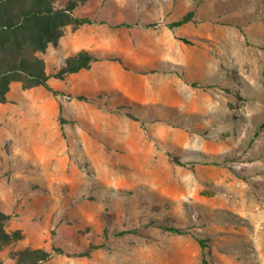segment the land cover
<instances>
[{"label":"rangeland","instance_id":"rangeland-1","mask_svg":"<svg viewBox=\"0 0 264 264\" xmlns=\"http://www.w3.org/2000/svg\"><path fill=\"white\" fill-rule=\"evenodd\" d=\"M78 1L42 58L96 61L0 104V262L264 264V0Z\"/></svg>","mask_w":264,"mask_h":264},{"label":"trees","instance_id":"trees-1","mask_svg":"<svg viewBox=\"0 0 264 264\" xmlns=\"http://www.w3.org/2000/svg\"><path fill=\"white\" fill-rule=\"evenodd\" d=\"M64 3L65 6L61 7ZM80 6L78 0H0V104L7 103L12 83L20 82L24 89L43 87L55 93L49 84L52 78L63 80L67 75L88 70L96 61L92 53L82 50L66 59L58 73L50 74L42 58L50 47L59 44L66 27L92 24L91 19L77 14ZM193 17L194 13H189L170 24L169 28H180ZM182 41L190 44L185 39ZM10 218L0 209V253L24 240L21 231H7ZM168 231L184 235L179 227H169ZM198 242L205 248L202 240ZM55 252L63 254L60 249ZM89 255L90 252H86L79 256ZM51 257L52 253L44 249L23 248L9 253L11 264H44Z\"/></svg>","mask_w":264,"mask_h":264}]
</instances>
